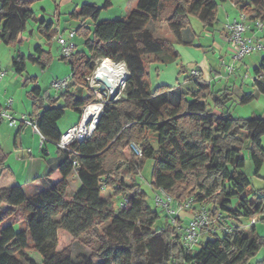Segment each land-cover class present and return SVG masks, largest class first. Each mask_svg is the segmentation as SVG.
<instances>
[{
	"label": "trees",
	"instance_id": "16d2710c",
	"mask_svg": "<svg viewBox=\"0 0 264 264\" xmlns=\"http://www.w3.org/2000/svg\"><path fill=\"white\" fill-rule=\"evenodd\" d=\"M34 1L0 0V42L19 44L28 22L36 20L31 8ZM218 1L169 0L165 8L167 0H136V8L125 17L99 20L101 10L110 5V0H105L101 7L84 3L69 14L73 19L90 20L92 27L80 24L76 28L84 41L66 61L71 71L68 88L54 99L47 89L34 85L27 92L33 110L28 117L42 136L57 142L62 134L57 123L66 108L80 116L83 107L94 101L86 78L97 58L125 63L128 76L123 96L105 104L89 138L70 144L77 155L57 147L62 157L45 174L48 187L31 196L13 179L0 144V264H36L29 250L37 251L43 264H94V259L101 260L97 264H250L264 247V237L254 233V224L251 236L232 223L230 231L205 235L188 251L181 244V231L168 224L155 227L159 213L147 204V193L139 181L143 164L151 160L149 185L153 189L163 188L177 200L190 197L191 207H206L212 214L218 211L223 218L227 216L221 210L236 217L264 216V192L250 188L242 155L247 145L257 173L264 162V118L234 120L226 110L228 101L244 104L264 94V54L252 71L256 91L240 93L228 83L214 88L201 74L192 77L189 73L195 88L160 84L151 89L146 71L148 63H168L177 56L169 40L154 35L151 23H165L176 41L183 43L182 31L190 27L188 16L212 28L217 22ZM239 9L264 21V0L241 2ZM37 30L46 41L56 33L54 22L44 19L37 22ZM51 60L49 52L37 45L32 53H17L11 65L14 72L22 74L27 62L45 68ZM35 80L27 76L24 84ZM131 143L141 150L135 162L123 157L124 148ZM45 146H40L43 154ZM74 158L79 163L75 176L80 186L68 195ZM53 173L57 179H51ZM104 186L113 195L127 198L126 206L113 211L108 199L101 196ZM234 196L237 204L230 208ZM210 198L214 205L208 207L205 203ZM16 212L24 227L3 226ZM103 223L106 225L99 230ZM60 229L76 239L93 234L98 246L91 247L89 254L80 253L74 261L69 246L57 248ZM85 242L91 245L89 239ZM255 264H264V257Z\"/></svg>",
	"mask_w": 264,
	"mask_h": 264
},
{
	"label": "rangeland",
	"instance_id": "374dc122",
	"mask_svg": "<svg viewBox=\"0 0 264 264\" xmlns=\"http://www.w3.org/2000/svg\"><path fill=\"white\" fill-rule=\"evenodd\" d=\"M105 0H36L32 3L31 7L35 11L34 14L36 16L44 15V18L46 20H52L54 18L55 14V8L56 5L60 3V8L61 11L66 14V12L71 11L72 9L76 8L79 9L82 4L84 3H92L95 4L99 7H101L104 4ZM111 1V6L108 8H103L101 10L100 18L99 20H105V19H117V18H123L126 16L131 10L136 8V0H110ZM218 1V0H217ZM247 0H239L237 4H241V2L245 3ZM250 1V0H248ZM165 2L164 7H168V3ZM42 9H45L43 11ZM217 22L215 25L212 27L211 30H207L206 27H204V24L195 16L190 15L188 16L189 24L192 27V29L196 33V41L200 45L199 47L196 48V52H194V48H192V52L196 54L197 56V61H199L203 56L205 59H208L207 62H212L211 65H213L215 68L216 66L221 68V73H222V78L219 80H216L213 84L214 88H222L224 87L227 83L230 85H236L238 86V92H249V91H256L255 88L252 86V71L253 68L259 65L260 60H261V53L260 52H252L250 54L245 55L240 61H236L234 65L237 67L235 72L228 73L225 69V65H230L232 61V53L227 50V44L226 41H223L225 44V47L220 50L216 49L215 53L212 51H206L208 48H210L209 40L212 38L213 32H215V36H220V30L222 31L225 29V26L233 20V18L238 16L239 10L237 9L235 12L234 4L232 0H226V1H218V7H217ZM229 13V17H227V14ZM251 15V14H249ZM56 17L54 20L56 21ZM60 22H61V27L59 31L55 34L53 37L54 42H51L50 44H46L48 48H50L52 54L54 55L53 59L57 60V56L61 53L60 52V47L57 42V37L59 33H61L64 37L67 36V33L69 30L74 29L75 30V25L74 23L71 22L69 25L65 23L64 16H60ZM56 23V22H55ZM155 27L159 28L158 29V36H162L164 29H168L167 25L165 23L161 22H156L153 24ZM154 27V28H155ZM163 27V28H162ZM165 27V28H164ZM29 29H32V36H31V45L29 43L24 42L21 44L20 51L23 52L24 54H28V52L32 51L34 46L36 44H45L44 39L41 37L40 33L37 30V22L34 20H30L27 24L26 30L23 32L25 35L28 34ZM207 31L211 36L205 37ZM76 35V32H75ZM164 39V37H161ZM211 41V40H210ZM264 42V39H263ZM196 43V42H195ZM228 44H230L227 41ZM80 46V45H78ZM200 47H202L204 50L200 52ZM17 48L2 44L0 43V70L5 72V77L0 82V87L3 86V84L8 81L11 86V90L8 89L5 91V93L2 91L3 89L0 90V94L2 95L0 98V104L2 105V108H7V113L10 114L11 117L15 119H19L21 115H26L27 112L30 111V106H31V100L27 95V91L29 90V87L31 83L24 84V79L27 76H32V75H37L38 76V82L40 86L43 89H47L49 92L50 96H54L56 93L54 89L51 87V82L55 79H62L67 76L66 74V69L65 67L69 68V65L65 60H58L60 63L64 65V68H60L59 71L63 73V75H58L57 77L51 78V75L48 71L41 70L40 67H38L36 64H32L30 62H27L26 64V70L22 75H17L13 72L12 67H11V62L10 59L11 57L15 54ZM209 50V49H208ZM213 54V55H212ZM226 55V56H225ZM147 60V59H146ZM97 61V59H96ZM95 61V63H97ZM177 64V63H175ZM174 64V65H175ZM178 65V64H177ZM149 66V65H148ZM170 68H174L173 66H170ZM153 77L157 79L156 70H152ZM245 74H247L245 76ZM150 76V75H149ZM236 77V78H235ZM229 78L230 80L228 81ZM184 87H192L195 88V84L193 82L183 85ZM241 86V88H240ZM123 88L120 89V93L117 95L119 97L123 96L122 94ZM88 91L84 93V96H87ZM257 93V92H256ZM27 100V105L25 106L22 102L21 99ZM11 99L12 102L8 104V100ZM24 101V100H23ZM209 103L210 99L208 100ZM26 103V102H25ZM226 110L229 113L230 117L233 118L234 120H242V119H250V118H264V94H258L256 95V98L250 100L247 103L240 104L234 101H228L226 102ZM79 120V115L78 113L73 110L72 108H66L65 113L59 120V125L62 128V132H64L66 129V126L71 125V124H76ZM16 127H10L8 125V120L6 118L1 119L0 121V144L2 147V150L5 154L4 162L5 165L10 167L14 175H16L17 178H19L20 182L23 184L29 182L36 174H45L48 172L50 166H53V160L52 158L47 160V158H44L42 156L38 155V146L37 143L35 145V153L33 155H28L27 150H25V146L23 147H15L14 141H15V132H16ZM33 130V129H32ZM34 132V131H33ZM37 136L39 134L35 132ZM147 137L149 138H154V136L151 133H146ZM30 132L27 130L26 133L23 135V143L26 141L31 142L30 138ZM18 141V137H16V143ZM263 145H264V137H263ZM136 144V143H135ZM132 143L125 147L123 150V157L126 160H131V161H138L140 159V156L136 155L131 148ZM137 145V144H136ZM47 146H50L51 149L53 150L52 156H56L58 154V149L57 145L51 142L47 143ZM138 146V145H137ZM60 153V152H59ZM59 155L62 156V153ZM242 155L245 158V166H244V172L248 177H250L251 180V186L255 192H264V162L261 166V168L258 170L257 173H254V168L250 160L249 156V150L247 149V145H244V149L242 151ZM50 165V166H49ZM42 172V173H41ZM151 174H152V161L148 160L143 164L142 168V175L143 177L140 178V184L141 187L146 191L147 197H146V202L147 204L152 208L156 209L159 213V217L155 223V227H159L162 225H171L170 223V218H168V211L166 210V207L162 205H155V189L151 188L149 183L151 181ZM68 182H69V187H68V195L73 193L79 186H80V181L78 178L75 176L74 172H71L70 175L68 176ZM127 183H130V180L126 179ZM189 187V185H188ZM260 190V192L258 191ZM194 193V192H193ZM193 193L189 195H193ZM169 194V193H168ZM170 195V194H169ZM101 196L104 198H107L109 201V205L111 206L113 211H118L120 208V203L122 201L121 197L113 195L109 189H105L101 191ZM171 196V195H170ZM172 197V196H171ZM173 198V197H172ZM175 199V198H173ZM187 199H190V197L183 199V200H177L179 202H183ZM212 198L208 199V203H205L208 207H211L214 205ZM192 204V203H191ZM212 204V205H211ZM237 204V197H231V202L229 204L230 208H234ZM173 205H170V208L172 209ZM190 210V217L191 215L196 212L198 209H195L193 207L189 208H184L182 207L181 209H177V215L175 220H173V225L172 228L181 231L180 224L182 228L186 226L187 224H182V217H183V212L184 211H189ZM221 213L224 216H227L228 220L231 223H234L240 227L241 230H243V233H245L248 236L252 235L251 232V223L254 224L255 231L254 233L257 234L258 236L264 237V217L262 214L255 215L254 218H249L244 215L240 216H234L228 213L227 211L221 210ZM211 216H214L216 213L212 214L210 212ZM229 216V217H228ZM253 220V221H252ZM106 223L102 224L101 226L99 225V230L104 227ZM167 225V226H168ZM23 224L19 223V225L16 226V228L20 229L23 228ZM93 234H83L81 235L84 241H81L80 239L74 238L71 234H69L67 231L61 229L59 238L58 239V244L59 248L63 249L65 247H70L72 251V257L74 261H76L78 258V255L82 252L85 254H89L91 252V247H97L98 246V240L94 237H92ZM92 237V238H91ZM90 240L91 245L87 246L85 241ZM85 242V243H84ZM57 244V245H58ZM86 252H85V250ZM31 251L32 255H38L39 253L35 250H29ZM264 257V247H260L258 252L252 257L250 260V264H255V261L260 260ZM101 260L94 259L93 263L97 264ZM43 264V263H41Z\"/></svg>",
	"mask_w": 264,
	"mask_h": 264
},
{
	"label": "built area",
	"instance_id": "2783aa9c",
	"mask_svg": "<svg viewBox=\"0 0 264 264\" xmlns=\"http://www.w3.org/2000/svg\"><path fill=\"white\" fill-rule=\"evenodd\" d=\"M58 23L59 22L57 20L54 21V29L56 33L60 29ZM225 31L226 39L233 47L231 52L233 62L230 65H225V69L228 73L232 74L235 72L237 67L234 63H236V61H240L245 55L252 52H260L261 55L264 54V21L262 19L252 17L240 9L238 16L233 18V20L225 26ZM75 32L76 31L74 29H71L68 31L66 37H64L61 33H59L57 37L61 57L65 61H69L72 53L75 51L76 44L73 40ZM104 64L107 66L110 64L114 66L119 65L123 69V73L119 76L117 84L114 87H112L110 82L106 79L105 72L102 71L101 75L98 73L99 69H101ZM189 74L192 77H197L200 75V71L198 69H191ZM4 75L5 72L0 70V78ZM125 75H128V71L124 62H116L105 58L99 59L97 63H95L91 74L86 78L88 90L94 95V101L83 107L78 122L63 132L57 142L48 141L44 136H42L39 133L34 121L30 120L27 115H21L19 119H15L7 113V108H2L1 105L0 119L6 118L10 127H19L20 125L30 126L33 131L39 134L40 146L43 143L47 144L48 142H51L56 144L58 148L77 155L78 153L69 148L70 144L74 141L81 142L92 135L105 104L112 99L118 98L119 96L117 95L120 93V89L124 88ZM246 75L247 74H245V76ZM68 83V77L62 79L55 78L51 82V87L54 89L56 94L51 97L57 99L59 95L68 88ZM115 87H118V94L114 98H111ZM11 102L12 100L9 99L8 104ZM131 148L136 155L141 156V150L135 143H132ZM78 164L77 159L74 158L72 160V165L75 175ZM155 192V205H162L166 207L171 225H173V220L176 218L177 209H181L182 207L189 208L191 206V198L183 202H179L173 199L163 188H156ZM127 202V198H122L120 206L125 207ZM170 205H173L172 209L170 208ZM180 227L181 244L186 250L191 251L198 246L199 241L205 235L228 232L232 229L233 224L228 220V218H223L218 211H216L214 216H211L210 211L206 207H201L191 215L184 228H182L181 225Z\"/></svg>",
	"mask_w": 264,
	"mask_h": 264
},
{
	"label": "crops",
	"instance_id": "0c3cea01",
	"mask_svg": "<svg viewBox=\"0 0 264 264\" xmlns=\"http://www.w3.org/2000/svg\"><path fill=\"white\" fill-rule=\"evenodd\" d=\"M232 2L234 4V8H235V12H236V10L240 8V4H237V2H239V0H232ZM248 2L249 1L247 0L245 3H248ZM109 6H111V1H110V5ZM60 7H61L60 6V3L56 5L55 14H54V18L56 17L57 18L56 20L59 22L58 23L59 24V27H61V22H60V16L61 15L64 16L65 23L67 25H69L71 22L74 23L73 25L76 26L75 27V31H76L77 26L80 25V24L87 25L89 28L92 27V23H91L90 20H83V21H81L80 19H73V18H71L69 16V14L73 10L78 11L79 9L74 8L71 11H68V12H66V14H64V12L61 11V8ZM42 10L45 11V9H42ZM34 16L36 18V20H34L35 22H38V21H40L42 19L46 20L44 18V15H40L39 14L38 16H36L34 14ZM227 17L230 18L229 13L227 14ZM54 18L52 20H49V21L54 22L55 21ZM99 18H100V16H99ZM46 21H48V20H46ZM153 24L154 23H151L150 24V27L154 30V35L156 37H159V38L164 37V39L169 40L172 43L173 50L176 52V55L177 56H176V58H174L172 61H170L168 63H160V62L157 61V62H152V63L146 64V71L150 75L149 76V79H150L149 82H150V88L151 89L154 86L160 85V84H164V85H168V86H177L178 84L181 85V86L187 85V84L191 83V81H192L188 77V73H189V71L191 69H198L200 71V74H201L202 78L204 80L210 81L212 83H214L216 80H219V79L222 78L223 75H222V73L220 71L221 70L220 66L219 67L216 66V68H215L213 65H211L212 62H210V61L207 62L208 59H205L204 56L199 61L196 60L197 59V56H196V54H194L192 52V48H194V52H196L197 51L196 48L199 47L200 45L196 41V33L192 29L191 26L188 27V28H186V29H184L182 31V39L184 40V42L182 43V42H177L176 41L175 37L173 36V34L170 32L169 29H164L163 35L162 36H158L157 33H158V29L159 28L155 27ZM206 29L207 30H211L212 28H206ZM207 33L208 34H206V36H205L206 38L209 37V36H211L210 34H212V33H209L208 31H207ZM219 35L220 36L217 37V36H215V32H213V34L211 36L212 38L210 39L211 41L210 40L208 41L211 47L208 48L209 50L208 49L206 50L207 52L208 51H212L213 53H215V51H216L217 48L220 49V50H222L225 47V44L223 42V41L227 40L226 39V31H225V29H223L222 31L220 30ZM31 36H32V29H29L27 35H25L24 33L20 34V36L18 38L19 44L17 45L18 46V49L16 50L15 54L11 57L10 62H11L12 58L17 53H19V52L20 53H23V52L20 51L21 44H23L24 42H26V43H29V45H31ZM73 40H74V42L76 44V49H80L81 46H82V44H83V41H84L83 38L81 36H78L77 33H76V35L74 36ZM44 42H45V44H40L39 43V44H36L35 46H37V45L38 46H41L45 51L49 52V54L52 57V60L50 61V63L45 68H42V67H40L38 65L37 66L40 67L41 70L48 71L50 73V75H51V78L57 77L58 75H63V73L61 71H59V69L60 68H64V65L58 61V60H62L61 59V53L57 56V60H55V59H53L54 55L52 54L50 48H48L46 46V44H50L51 42H54L53 37H52L51 41H46L44 39ZM0 43H2V42H0ZM226 44H227V50H228V52L229 51L232 52V50H233L232 45L228 44L227 41H226ZM78 45H80V46H78ZM17 46H13V47L17 48ZM35 46H34V48H35ZM33 49H32V51L28 52V54L29 53H32L33 52ZM203 50L204 49L202 47H200V52H202ZM25 55H27V54H25ZM99 59H101V58H97V61ZM175 63H177L178 65L175 64ZM170 66H173L174 68H170ZM11 67H12V65H11ZM65 69H66L65 71H66V74H67L66 77H69V75L71 73L70 67L69 68L68 67H65ZM12 70H13V67H12ZM152 70H156L157 71V73L155 75V76H157V79L153 77V74L154 73L152 72ZM13 72H14V70H13ZM14 73L17 74L16 72H14ZM17 75L19 76V75H22V74H17ZM32 76H34L36 80L35 81L28 82V83H31V85L29 87V90L32 89L34 87V85H37L40 88H42L40 86L39 82H38V76L37 75H32ZM4 77L5 76H3L2 78H0V82H2V80L4 79ZM227 79H228V81L230 80L229 78H227ZM1 89H3L2 91L4 93L8 89L11 90L10 83L8 81H6L3 84V86L0 87V90ZM237 89H238V86H236L234 84V91H237L238 92ZM48 94H49V92H48ZM1 96L2 95L0 94V98H1ZM49 96H50V94H49ZM24 98L25 97H23V99H21V100H22L23 104L26 106L27 105V100H25ZM32 111L33 110H32V105H31L30 106V111L27 112L26 115L32 117L31 116ZM74 124H71V125L66 126L65 129L67 130L68 128H70ZM57 125H58V129L60 130V132L63 133L62 132V128L59 125V121H58ZM17 130H18V127H16V132H15V134H16L15 135V141H14L15 147L19 146V147L22 148L23 145H26L25 146V150H27L28 155H33V153H35V145L37 143V146H38V151H37L38 152V155L39 156H42L44 158H47L48 162H49V160L51 158L53 160H55L53 162V166H50L49 165L50 168H54L57 165V163L59 162V160L62 157L61 155H59L60 153L58 152V154L56 156H52L53 150L51 149L50 146H47V144H46V146H45L46 152L43 154L41 152V150H40L39 136L36 135L35 131L33 132L32 128L30 126L24 125L21 128V130L19 131V133H17ZM27 130L31 134L30 135L31 142H29V146H28V142L27 141L25 143H23V135H24V133L27 132ZM16 137H18L17 143H16ZM45 174H36L31 180H29V182H27L25 184H23V182L21 183L20 180H19V178H17L16 175H14V173H13V179L17 182V184L20 185L21 189L23 190V192L27 196H31V195H33V194H35V193H37V192L45 189L46 187H48L49 181L45 177ZM50 177H51V179H57L58 178V175L56 173H53ZM75 191H73V192H75ZM189 218H190V210L189 211H184L183 212V217L181 218L182 219V222L181 223L182 224H187ZM19 223H22L21 222V215H20V213L16 212L15 215L12 218H10L9 220H7L6 222L3 223V226L8 225V224H13L14 227L16 228V226L19 225ZM16 229H18V228H16ZM60 232H61V229L58 230V232H57V237L58 238H59ZM57 248H58V250H61V248H59V244L57 245ZM85 252H86V250H85ZM29 255L33 258V260L35 261L36 264H41L42 263V256L40 254H39V256L38 255H35L34 256V255L31 254V251H30L29 252Z\"/></svg>",
	"mask_w": 264,
	"mask_h": 264
},
{
	"label": "bare ground",
	"instance_id": "6f19581e",
	"mask_svg": "<svg viewBox=\"0 0 264 264\" xmlns=\"http://www.w3.org/2000/svg\"><path fill=\"white\" fill-rule=\"evenodd\" d=\"M102 71L105 72L106 79L108 80V82H110V85L112 87L117 84L119 76L123 73V69L119 65L114 66L112 64H110L109 66L104 64V66L99 69L98 73H100L101 75Z\"/></svg>",
	"mask_w": 264,
	"mask_h": 264
},
{
	"label": "water",
	"instance_id": "95a60500",
	"mask_svg": "<svg viewBox=\"0 0 264 264\" xmlns=\"http://www.w3.org/2000/svg\"><path fill=\"white\" fill-rule=\"evenodd\" d=\"M127 76H128V75H125V77H124V81L126 80ZM117 94H118V87H115V88H114L113 95L111 96V98H114Z\"/></svg>",
	"mask_w": 264,
	"mask_h": 264
}]
</instances>
